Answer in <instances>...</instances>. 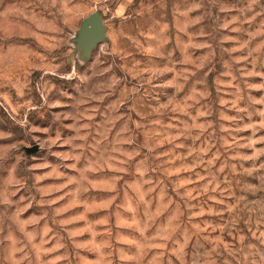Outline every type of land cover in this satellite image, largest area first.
<instances>
[{
    "label": "rangeland",
    "instance_id": "374dc122",
    "mask_svg": "<svg viewBox=\"0 0 264 264\" xmlns=\"http://www.w3.org/2000/svg\"><path fill=\"white\" fill-rule=\"evenodd\" d=\"M0 264H264V0H0Z\"/></svg>",
    "mask_w": 264,
    "mask_h": 264
},
{
    "label": "water",
    "instance_id": "95a60500",
    "mask_svg": "<svg viewBox=\"0 0 264 264\" xmlns=\"http://www.w3.org/2000/svg\"><path fill=\"white\" fill-rule=\"evenodd\" d=\"M90 21L94 24V25H102V17L99 13H94L91 15L90 17Z\"/></svg>",
    "mask_w": 264,
    "mask_h": 264
}]
</instances>
